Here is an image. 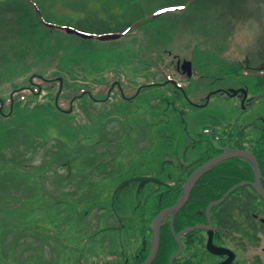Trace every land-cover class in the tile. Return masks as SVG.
Wrapping results in <instances>:
<instances>
[{"label": "rangeland", "instance_id": "1", "mask_svg": "<svg viewBox=\"0 0 264 264\" xmlns=\"http://www.w3.org/2000/svg\"><path fill=\"white\" fill-rule=\"evenodd\" d=\"M171 1L0 0V168H10L0 174V264H141L151 222L167 208L154 215L158 195L220 152L201 145L204 125L238 121L248 141L264 134V96L247 112L240 91L207 106L202 98L221 87L264 91L238 65L246 55L264 63V0H194L155 15ZM41 12L113 29L140 19L121 38L85 41L46 27ZM178 58L193 60L201 81L178 72ZM116 81L131 99L116 87L104 102ZM198 182L184 210L209 206ZM186 215L178 224L194 223ZM164 238L156 264L177 252L172 233Z\"/></svg>", "mask_w": 264, "mask_h": 264}, {"label": "flooded vegetation", "instance_id": "2", "mask_svg": "<svg viewBox=\"0 0 264 264\" xmlns=\"http://www.w3.org/2000/svg\"><path fill=\"white\" fill-rule=\"evenodd\" d=\"M192 1L194 0H176V2H178L179 4L178 7H182L181 9L186 8L187 4ZM36 6L37 7L36 8L34 7V9L41 10L40 8H38V5ZM38 16H39V20H41V23H43L46 27L60 32L65 31L66 33L73 36H76L77 34L76 35L71 34L67 30L68 27L80 31L81 30L85 31L87 29L95 30L96 28H98L97 27L98 25L99 27H102L100 22L97 23V26L93 25L94 23H92V26L88 25V23L86 25H82L81 21L83 20V16L77 17L75 19V23L73 24L68 23L67 25L60 23L59 19H56L51 16H46L43 12L38 13ZM52 19H55L56 21H53ZM102 24L103 26L105 25L107 26L106 22ZM250 57L251 56L246 55L245 59H241L238 61V65H241L242 67L246 68L245 74H248L249 76L252 74L256 75L257 78L259 77L261 78L262 81H264V63H262L261 66L257 67L252 63ZM180 60L181 59L178 58L176 69L178 70V72L182 71L183 74H187L182 70V66H181L182 61L180 63L179 62ZM192 67L194 69V73L190 78L194 79L195 76L198 74V78L195 79V82L201 81L198 80L199 78H201V71L195 69L193 60H192ZM256 72L258 73L255 74ZM116 87H118L121 90V87L118 84H116L107 93L108 98L111 97V94L114 91V89H116ZM238 89L240 90L243 88L242 87L236 89L233 88L234 93ZM249 93L250 91L248 90V97L245 100L246 102L244 108H248V106L252 102L251 100L254 97H258V98L253 106H255L258 103L260 97L264 96V91H260L258 94L252 95V97H249ZM219 94L232 96L233 93L230 92V90H228V87L214 88L213 90H211L210 93H206L204 96H202V98L205 99L203 104L207 106L209 104L208 102L214 96ZM239 94H242V96L244 97V93L242 91H240L238 95ZM123 96L127 97V100L131 99L129 98V96L125 95L124 90H123ZM105 99L106 97L103 100ZM221 128L222 126L218 124L205 125L201 133L199 134L200 137L199 139H201V141L203 142V144L201 145L204 146L206 145L209 151L216 150L217 148V150L220 152L216 153V155L221 154L227 150L239 149V148H245L249 151L251 150L254 152L255 149L253 146V142L256 141L257 138L250 141L243 139L242 141L244 142L245 147H239L238 146L239 141L238 142L236 141L238 132H233V127L230 128L228 126L226 128L224 127L222 131L220 130ZM216 141L217 143L215 144ZM214 156H210L209 158ZM254 156L259 161V157H257L255 153ZM209 158H207L204 162L200 164L196 161H194V163L192 164H189L188 167L191 170L190 175L194 173L195 169L199 168L206 161H208ZM234 164H236L238 167L243 169L248 174V175H244L239 179L240 181L236 182V183H240V182H247V183L239 186L233 191L232 194H230V196L233 195L234 197H239L237 203H230L228 205L220 203L218 204V206L213 207L210 213H208V207L204 212L201 210L195 212L188 208L184 210L185 207H183L179 211L176 212L174 211L173 213H170L167 216V218L163 220L162 227L167 223L170 224L171 233L173 235V239L175 240L174 242V246H176L175 251L178 250L180 246V241L182 242L181 252L176 257L174 262H178V264L179 262L180 264L182 263L196 264L198 261H201L200 260L201 258H204V261H206L207 264H264V216L261 217L260 215L261 212L264 213V199L262 202L261 201L262 198L259 196L258 191H256L255 187L252 184H250L251 181H254L256 179L253 161L251 159L249 160L247 158H243L240 156L228 157L227 160H224L221 163L217 164V166L220 165L219 167L215 166L212 169H210L211 172L210 171L208 172L210 173L209 177L218 178L224 182H227V179L229 178L231 171L234 169L233 168ZM217 168L220 169V173L213 171ZM261 179H262V184L264 186L263 173ZM186 180L183 182L180 189L173 187L175 183L169 189V192L172 196L178 197L177 201L184 198ZM209 182H210L208 185V187H210L209 190L205 189V185H206L205 181L203 184H201L203 191L199 192L202 194L200 199L205 198L208 194L207 192L216 196L221 193L222 190L221 188H219L216 184L213 185V182L211 181ZM233 185L229 186V188H231ZM199 187H200V183L197 181L193 189L189 193L190 194L189 199L193 194L195 195V191ZM229 188L227 189V191L229 190ZM175 191L177 192L178 195L175 193ZM255 194L258 196L257 198L255 197ZM248 195H254V197L249 199ZM253 198H256V201H253L252 200ZM261 206L262 208H260ZM185 212L187 213L189 212V213L186 215ZM185 215L189 217L195 216L196 219L194 220V223L187 222L185 217L184 225L178 224L179 221L182 219V216ZM189 227L190 228L197 227V228L194 230L186 231V229ZM180 233L181 235L179 236ZM178 236L180 240L177 239ZM144 241L142 243L143 262L148 258L149 254L151 253L150 251L152 249V244H149L146 239H144ZM198 245L202 246V250L194 249ZM160 248L161 246L159 247V249ZM159 249L158 252L160 253ZM159 253L157 257L159 256ZM198 253L200 254L199 258H197ZM155 260L153 261V263L155 262Z\"/></svg>", "mask_w": 264, "mask_h": 264}, {"label": "water", "instance_id": "3", "mask_svg": "<svg viewBox=\"0 0 264 264\" xmlns=\"http://www.w3.org/2000/svg\"><path fill=\"white\" fill-rule=\"evenodd\" d=\"M67 30H69L70 32H77L79 34H81L83 37H91L93 35L91 34H83V33H80L78 32L77 30H73L71 28H68ZM120 35L119 34H109V35H103L101 36V39H110V38H117L119 37ZM192 67V62L191 61H185L183 63V70H185L186 72L189 73V75L192 74V71L193 69H191ZM61 82H62V79H61ZM245 92V96H246V91ZM255 102V99H253V102L252 104ZM233 156H243V157H247L249 159H251L254 163V168H255V177H256V182H253V186L255 187L256 191H258V193L262 196V198H264V189L261 185V171H260V168H259V165H258V161L256 159V157H254L253 153L250 151H246V150H239V151H230V152H227V153H223L222 155H219V156H216L215 158H212L211 160L205 162L204 165H202L201 167H199L198 169L195 170L194 174L185 182V195H184V198H182L180 201H178L176 204H174L172 207H168L166 209H164L157 217H155V219L153 220L152 222V225L151 227L154 229V242H153V246H152V249H151V253L150 255L148 256V258L142 262L141 264H153V260L155 259V257L157 256V251L160 247V234H161V223L163 221V218L166 214L168 213H172V212H176V211H179L180 209H182L184 206H185V203L188 201L189 199V196H190V192L191 190L193 189L194 185H195V181L200 177L202 176L204 173H206L207 169L210 168L212 165H215L217 164V162H220V161H223L225 159H228V157H233ZM137 179L141 180L142 182H145V181H150V180H153V181H156V182H160V180H158L157 178H154V177H138ZM133 180H136L133 179ZM236 187H233L229 190V192L222 198L218 199V201H214V202H211L209 207H208V213H210V209L211 207L215 206V205H218V203L224 201L228 196L229 194L231 193V191H233ZM197 227H189L186 229V231H190V230H194L196 229ZM181 235V233L179 234V236ZM179 236L177 237V239H179ZM180 240V239H179ZM182 248V244H181V241H180V248L178 250V252L170 259V263L169 264H173V260L176 258V256L181 252Z\"/></svg>", "mask_w": 264, "mask_h": 264}, {"label": "trees", "instance_id": "4", "mask_svg": "<svg viewBox=\"0 0 264 264\" xmlns=\"http://www.w3.org/2000/svg\"><path fill=\"white\" fill-rule=\"evenodd\" d=\"M176 3H178V2H176V1H174V2H168V3H165L164 7L165 6H169V5H171V6L172 5H176ZM139 19H140V17H134V19L131 20V22H129L128 25L123 26V28H121V29L114 30L113 28H100V29H98V32L97 33H109V32H112V31L113 32H121V31L125 32V31L129 30L132 27L133 21L139 20ZM232 127H233V132H238L237 137H236V139H237L236 141L237 142L239 141V145L238 146L239 147H245L244 146V142L242 140L244 139V136H245L244 135V132H245L246 126H243L242 124L239 125V124H236L235 123V125L232 126ZM261 140H263V141H261ZM254 144H256V145H254ZM253 146H254V149H255L254 150V153L256 154L257 157H259L260 168L262 169V173L264 175V134L261 135V138H258V139H256V141L253 142ZM219 166L220 165H218L217 167H219ZM233 168L234 169L231 171V174H230L229 178L227 179V182H224V181H222V180H220L218 178L209 177V174L210 173H206V175L202 178L203 182L204 181L206 182L205 189L206 190H209L210 187H208V185L210 183L209 181H211V182H213V185H214V183H216V185L219 188H221L222 190H221V193L218 194L217 196L216 195H212L211 193L207 192L208 194L206 196L207 199H205V201H204L205 203H210L211 201L217 200L218 198H220L222 196V194H224L227 191V189L229 188V186H231L234 183L240 181L239 179L241 177H243L244 175H248L243 169H241L240 167H238L236 164H234V167ZM7 171H10V168H4V167L0 168V174L3 173V172L5 173ZM213 171H216V172L220 173V169L219 168H217V169H215ZM181 185H177L176 184V186L175 185L174 186L176 188L180 189L181 188ZM154 186L156 188V191H155L156 193H158V191L161 190V188H164L163 185L159 186L157 184H154ZM175 193L177 194L176 191H175ZM162 195H163L162 196V199L158 195V199L160 198V200L158 201V199H157L158 202L155 201V202H157L156 203V206L157 207H156V210L154 211V215L157 214L159 211H161L163 208L169 207V206L173 205V203H175L177 201V199H178V197L172 196L170 194V192H169V189H166V187L164 188V191H163V194ZM252 197H254V195H248V198L249 199L252 198ZM255 197L257 198L258 196L255 194ZM256 198H253L252 200L253 201H256ZM238 199H239V197H234L233 195H231L227 200H225L223 202V204L228 205L230 203H237L238 202ZM162 229H163V231H162V235H161V240H162L161 245H164L165 244V241H166L165 238H164V232L165 231H170L171 232L170 224L167 223L166 225H163ZM168 240H169V242L167 244L174 245V243H173L174 241L173 240H170V239H168ZM161 249H160L159 256H160V254L163 253L161 251ZM141 253H143L142 250H141ZM159 256L157 257V259L159 258ZM153 264H156V263H153ZM174 264H176V262ZM183 264H185V263H183Z\"/></svg>", "mask_w": 264, "mask_h": 264}]
</instances>
